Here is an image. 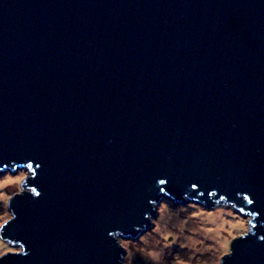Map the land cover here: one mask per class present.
Masks as SVG:
<instances>
[{
	"label": "water",
	"instance_id": "1",
	"mask_svg": "<svg viewBox=\"0 0 264 264\" xmlns=\"http://www.w3.org/2000/svg\"><path fill=\"white\" fill-rule=\"evenodd\" d=\"M24 166L0 264H125L166 195L249 215L219 264H264V0H0Z\"/></svg>",
	"mask_w": 264,
	"mask_h": 264
},
{
	"label": "rangeland",
	"instance_id": "2",
	"mask_svg": "<svg viewBox=\"0 0 264 264\" xmlns=\"http://www.w3.org/2000/svg\"><path fill=\"white\" fill-rule=\"evenodd\" d=\"M28 173L27 166L0 172V228L11 217L8 199L21 191ZM249 218L229 204L176 202L166 195L165 201H159L152 228L134 238L123 237L125 264H219L231 239L249 229ZM17 249L0 237V254Z\"/></svg>",
	"mask_w": 264,
	"mask_h": 264
}]
</instances>
